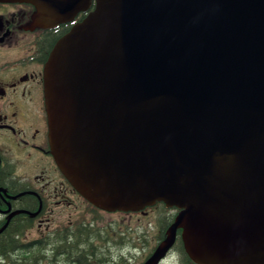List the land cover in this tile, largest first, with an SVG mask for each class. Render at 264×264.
Returning a JSON list of instances; mask_svg holds the SVG:
<instances>
[{"label": "water", "instance_id": "95a60500", "mask_svg": "<svg viewBox=\"0 0 264 264\" xmlns=\"http://www.w3.org/2000/svg\"><path fill=\"white\" fill-rule=\"evenodd\" d=\"M61 23L93 0H28ZM45 66L52 154L95 206L180 211L196 264H264V0H94Z\"/></svg>", "mask_w": 264, "mask_h": 264}, {"label": "flooded vegetation", "instance_id": "af4514ba", "mask_svg": "<svg viewBox=\"0 0 264 264\" xmlns=\"http://www.w3.org/2000/svg\"><path fill=\"white\" fill-rule=\"evenodd\" d=\"M94 9L93 0L72 20L46 24L35 3L0 0V264H143L166 238L168 227H157L161 204L101 209L51 151L45 66L56 42Z\"/></svg>", "mask_w": 264, "mask_h": 264}, {"label": "rangeland", "instance_id": "374dc122", "mask_svg": "<svg viewBox=\"0 0 264 264\" xmlns=\"http://www.w3.org/2000/svg\"><path fill=\"white\" fill-rule=\"evenodd\" d=\"M155 213L156 216L158 217V224L157 227H163V225L166 223V221H168V215H170L169 211H166L162 205H160L159 207H157L155 209ZM145 223H147V221L145 220ZM151 226H153L151 224ZM157 233V230L151 232L148 236L145 237V239L149 242L152 243V237L155 236ZM178 248V247H177ZM182 255L180 254V252L175 249L173 250L169 257L167 258L166 261H162L161 264H179V261L182 260ZM137 261H140V257L137 259ZM134 263V261H133ZM183 264L184 260H183Z\"/></svg>", "mask_w": 264, "mask_h": 264}, {"label": "trees", "instance_id": "16d2710c", "mask_svg": "<svg viewBox=\"0 0 264 264\" xmlns=\"http://www.w3.org/2000/svg\"><path fill=\"white\" fill-rule=\"evenodd\" d=\"M159 204H161L166 211H170L171 210V209H167L166 207H164V205H163L164 203H159ZM174 217H175V213L174 212H173L172 215H168V221H166V223L164 224V226H165L164 229L171 224V222L174 220ZM179 233H180V231H179ZM177 247L179 248V252H180V254L183 257V260H184V263L185 264H196V263H194L191 260L190 256L186 252L185 247H184V244H183V240H182V238H181L180 235H179V238L177 240Z\"/></svg>", "mask_w": 264, "mask_h": 264}]
</instances>
